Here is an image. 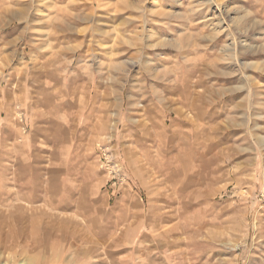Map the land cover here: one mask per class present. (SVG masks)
<instances>
[{"label":"rangeland","instance_id":"374dc122","mask_svg":"<svg viewBox=\"0 0 264 264\" xmlns=\"http://www.w3.org/2000/svg\"><path fill=\"white\" fill-rule=\"evenodd\" d=\"M0 264H264V0H0Z\"/></svg>","mask_w":264,"mask_h":264},{"label":"built area","instance_id":"2783aa9c","mask_svg":"<svg viewBox=\"0 0 264 264\" xmlns=\"http://www.w3.org/2000/svg\"><path fill=\"white\" fill-rule=\"evenodd\" d=\"M101 159H102V162H101L102 166L106 170H108L109 173H112V172L116 173V172L119 171V168L117 167V164L112 161L111 156L108 154V152L106 151L105 148L101 149Z\"/></svg>","mask_w":264,"mask_h":264},{"label":"crops","instance_id":"0c3cea01","mask_svg":"<svg viewBox=\"0 0 264 264\" xmlns=\"http://www.w3.org/2000/svg\"><path fill=\"white\" fill-rule=\"evenodd\" d=\"M62 29L65 30V27H62ZM74 35H75L74 32H70V33H67V34H64V35L60 34V39H65L66 40V39L74 37ZM80 37H81V39H90L91 38L93 40H98V39H104L105 40V39H107V35H105V34L102 35V36L98 35V34H96V35L95 34H90V35L87 34V35H81ZM5 38L8 39V36L6 35Z\"/></svg>","mask_w":264,"mask_h":264},{"label":"bare ground","instance_id":"6f19581e","mask_svg":"<svg viewBox=\"0 0 264 264\" xmlns=\"http://www.w3.org/2000/svg\"><path fill=\"white\" fill-rule=\"evenodd\" d=\"M119 9V8H118ZM105 105V104H104ZM182 229H184V228H182ZM184 231V230H183ZM165 233V232H164ZM174 233V232H173Z\"/></svg>","mask_w":264,"mask_h":264}]
</instances>
